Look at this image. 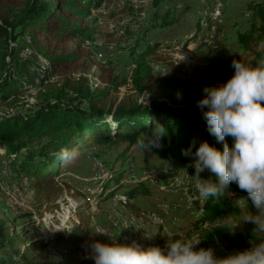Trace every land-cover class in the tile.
<instances>
[{"label": "trees", "instance_id": "16d2710c", "mask_svg": "<svg viewBox=\"0 0 264 264\" xmlns=\"http://www.w3.org/2000/svg\"><path fill=\"white\" fill-rule=\"evenodd\" d=\"M0 1L4 12L0 14V55L8 58L5 67L18 65L19 40L47 63L33 89L35 101L28 103L27 108L19 97L28 90L21 88L8 94L9 78L5 76L0 80V104L13 109L0 114V161L17 175L31 180L38 208L44 205L57 208L56 200L68 188L62 172V166L67 162L58 155L62 149L98 158L91 149L106 152L117 146L122 150L114 161H129L132 156L129 149L137 147V137L151 136L156 124L166 129L165 136L160 138L159 147L149 150L158 160L172 163L171 166L194 169L189 166L193 157L183 154L193 141L196 147L205 140L222 147L209 134L196 103L203 98L205 87L222 85L232 77V63L178 68L180 76H158L154 73L153 63L158 61L156 54L163 46L155 42L140 50L133 48L129 52V79L134 99L126 96L117 103L116 94L124 83L115 72L113 62L98 63L82 48L93 38L85 23L105 0ZM249 11L248 29L237 35L241 53L236 60L254 64L264 60V0L252 2ZM173 19L167 11L157 27L167 28L177 22ZM194 40V36L184 38V44ZM72 41L76 46L67 53L64 45ZM94 66L101 70L102 89L89 85L86 75H61L69 68L88 70ZM141 96L147 101H139ZM192 151L195 152V148ZM114 161L100 162L110 174L96 181L98 188L93 195L99 202L110 200L118 191H122L125 206L139 197L152 195L151 187L142 180L123 184L130 177L123 166L115 170ZM243 196H246L245 192L235 184L231 185L222 198L203 203L202 215L193 224L219 223L230 215L242 214L247 209L237 206L235 200ZM249 208L256 211L251 201ZM75 214L79 216V223L69 232L64 229L68 234L61 236L65 247L63 263L94 264L92 245L95 242L110 244L113 240L97 239L92 222L80 207L75 209ZM10 230L7 221L0 218V264L11 261L13 255H18L17 264H55L45 253L43 241L33 239L26 250L20 252Z\"/></svg>", "mask_w": 264, "mask_h": 264}, {"label": "rangeland", "instance_id": "374dc122", "mask_svg": "<svg viewBox=\"0 0 264 264\" xmlns=\"http://www.w3.org/2000/svg\"><path fill=\"white\" fill-rule=\"evenodd\" d=\"M254 1L258 0H105L100 9L92 11L85 23L93 38L92 41H86L82 48L98 63L113 62L115 72L124 83L116 94L117 103L126 96L134 99L129 79L131 49L140 50L146 44L159 42L163 47L156 54L158 61L153 63L154 73L158 76H180L178 68L191 66H228L240 57L237 35L248 29L249 8ZM167 11L177 22L167 28L157 27ZM3 13L0 8V14ZM192 36L195 40L184 44V38ZM26 46L29 53L26 52L24 57V41L19 40L20 60L16 67L6 68L8 58L4 59L0 55V80L5 76L9 78L6 89L8 94L12 95L21 88L28 90L19 97L27 108L28 103L35 101L33 98L36 91L33 89L47 63ZM75 46L76 43L72 41L64 45V48L70 53ZM100 74V68L94 66L88 70L69 68L61 75H86L89 85L102 89L104 84L99 78ZM138 100L147 101L145 96ZM10 111H13L11 107L0 104V114ZM107 121L112 122L110 119ZM121 150L117 146L106 152L98 148L91 149L90 152L98 155V158L76 152L75 158L62 166L68 187L64 194L74 205V213L67 222H63V226L54 220L50 226L34 221V216L39 219L43 213H52L56 208H48L46 205L38 208L31 180L17 175L0 161V218L10 225V233L20 252L26 250L31 240L45 242L49 237L56 253L47 249L45 253L55 264H64L65 247L61 236H66L67 231L79 223V216L75 214V209L79 207L92 222L94 234L101 241H135L144 248H164L167 242L171 243L175 239L199 236L205 239L197 249L212 248L217 258L251 247L254 225H241L247 211L240 215H230L219 223L198 224V227L193 224L202 215L203 207L201 198L192 187L195 183L191 177L194 169L171 166L172 163L169 165L158 160L149 149L144 152L136 146L129 149L132 155L129 161L115 162V156H119ZM101 160L114 161L115 170L123 166L130 177L127 181L123 180V184L142 180L151 187L152 195L139 197L130 202L129 206H124L118 200L122 191H118L110 200L99 202L93 195L98 188L96 181L110 174L100 164ZM201 176L214 179L207 171L201 173ZM64 194L56 200L57 205ZM18 261V255H13L11 261L7 260L5 264H17Z\"/></svg>", "mask_w": 264, "mask_h": 264}, {"label": "clouds", "instance_id": "9594fccd", "mask_svg": "<svg viewBox=\"0 0 264 264\" xmlns=\"http://www.w3.org/2000/svg\"><path fill=\"white\" fill-rule=\"evenodd\" d=\"M231 67L232 77L222 85L205 87L203 98L196 103L209 134L222 147L207 140L196 147L193 141L183 154L193 157L189 165L194 168L192 187L201 203L222 198L233 184L246 193L235 203L247 209L241 225H254L251 247L217 258L212 248L197 249L205 239L199 236L175 239L164 248H144L135 241L95 242L94 264H264V60L256 64L233 60ZM165 132L162 125L156 124L151 136L137 137V147L144 152L159 147ZM58 155L63 162L75 158V153L67 149ZM205 171L215 181L211 176L203 178L201 173ZM249 201L255 212L250 210Z\"/></svg>", "mask_w": 264, "mask_h": 264}, {"label": "bare ground", "instance_id": "6f19581e", "mask_svg": "<svg viewBox=\"0 0 264 264\" xmlns=\"http://www.w3.org/2000/svg\"><path fill=\"white\" fill-rule=\"evenodd\" d=\"M26 52L29 53V51H25V54H26ZM118 200L124 206L126 205V200H125L124 196L123 197H122V195L118 196ZM11 204H12V202H11ZM73 210H74V205H73L72 200L68 199L67 197H63V198H61L60 203H58L57 208L52 213L51 212L50 213H43V215L41 217L39 215V217H40L39 219L37 216H34L33 219L36 223L43 222L46 225L53 223L52 220H54L57 223L59 222L60 225L63 226V222H67L69 220V218L72 216V214L74 213ZM44 243L46 244L47 251L53 252V254L56 253L54 246H53V243L51 242V239L49 237Z\"/></svg>", "mask_w": 264, "mask_h": 264}, {"label": "built area", "instance_id": "2783aa9c", "mask_svg": "<svg viewBox=\"0 0 264 264\" xmlns=\"http://www.w3.org/2000/svg\"><path fill=\"white\" fill-rule=\"evenodd\" d=\"M25 51H27V49H26V45H24V49H23V51H22V56H24L25 57ZM113 228H114V230L116 231V224H115V222H113Z\"/></svg>", "mask_w": 264, "mask_h": 264}]
</instances>
